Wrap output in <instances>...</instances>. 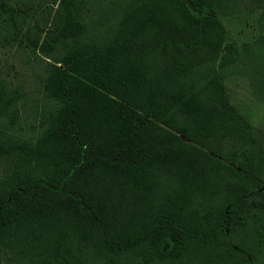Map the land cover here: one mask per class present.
<instances>
[{
	"label": "trees",
	"instance_id": "trees-1",
	"mask_svg": "<svg viewBox=\"0 0 264 264\" xmlns=\"http://www.w3.org/2000/svg\"><path fill=\"white\" fill-rule=\"evenodd\" d=\"M90 3L0 0V45L48 58L33 133L0 80V256L264 264V150L226 98L240 46L216 15L264 21V0Z\"/></svg>",
	"mask_w": 264,
	"mask_h": 264
},
{
	"label": "rangeland",
	"instance_id": "rangeland-1",
	"mask_svg": "<svg viewBox=\"0 0 264 264\" xmlns=\"http://www.w3.org/2000/svg\"><path fill=\"white\" fill-rule=\"evenodd\" d=\"M89 1L92 5L89 16L95 17L104 0ZM259 12L260 8H250L216 15L225 25L226 39L240 46V56L233 69L219 73L226 98L233 109L249 120L255 140L264 150V21H258ZM40 58H46L45 54L30 51L24 43L0 45V80L10 88H18L15 103L11 105L18 115V132L23 135L35 132L37 115L43 105L37 83ZM0 264H6L2 256Z\"/></svg>",
	"mask_w": 264,
	"mask_h": 264
}]
</instances>
